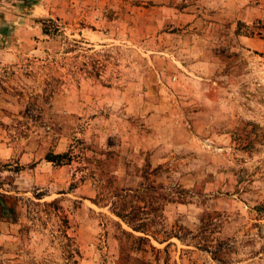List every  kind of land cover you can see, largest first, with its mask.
Wrapping results in <instances>:
<instances>
[{
    "label": "rangeland",
    "instance_id": "374dc122",
    "mask_svg": "<svg viewBox=\"0 0 264 264\" xmlns=\"http://www.w3.org/2000/svg\"><path fill=\"white\" fill-rule=\"evenodd\" d=\"M0 194V264H264V0H0Z\"/></svg>",
    "mask_w": 264,
    "mask_h": 264
},
{
    "label": "trees",
    "instance_id": "16d2710c",
    "mask_svg": "<svg viewBox=\"0 0 264 264\" xmlns=\"http://www.w3.org/2000/svg\"><path fill=\"white\" fill-rule=\"evenodd\" d=\"M238 29L234 31V34L237 35ZM45 161L51 162L53 164H62L65 161H68V156L66 153L64 154H47L45 156ZM166 201H180V198L170 197L169 194H165L163 196ZM16 199L11 198L10 196H6L4 194H0V221L3 222H11L14 223L16 221ZM125 203L117 204L114 202L111 207L112 213L119 218L123 223L127 226L131 227L136 231H144L141 230V226H134L135 221L131 215V211L128 210ZM258 211H264L263 208H257ZM140 239V238H139Z\"/></svg>",
    "mask_w": 264,
    "mask_h": 264
}]
</instances>
